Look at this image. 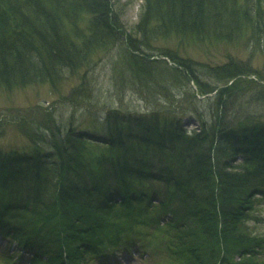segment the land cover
<instances>
[{
	"label": "trees",
	"instance_id": "1",
	"mask_svg": "<svg viewBox=\"0 0 264 264\" xmlns=\"http://www.w3.org/2000/svg\"><path fill=\"white\" fill-rule=\"evenodd\" d=\"M263 3L143 0L126 32L111 0H0V90L60 92L122 38L117 85L155 105L110 107L64 132L23 129L28 147H0V239L14 248L0 264H14L12 250L31 264L108 263L153 244L168 264H264L253 224L264 222V75L168 49L158 56L174 66L158 68L144 50L170 39L260 45ZM176 94L177 107L158 102Z\"/></svg>",
	"mask_w": 264,
	"mask_h": 264
},
{
	"label": "rangeland",
	"instance_id": "2",
	"mask_svg": "<svg viewBox=\"0 0 264 264\" xmlns=\"http://www.w3.org/2000/svg\"><path fill=\"white\" fill-rule=\"evenodd\" d=\"M111 2L119 26L126 32H131L139 22L143 0H111ZM167 49L178 51L181 56H187L211 66L222 64L229 58L240 59L245 63L248 62L259 74L264 75V38L260 45L252 43L247 45H211L208 43L179 45L176 39H170L169 41H157L152 47L144 48L159 59L154 64L158 68L165 66L163 61H166L169 67L174 66L165 56H158ZM124 53V40L120 38L115 46L102 54L100 60H95L93 70L83 77L84 79L76 77L67 80L60 92L52 91L47 84L15 88L9 92L0 90V132L2 133L0 147L8 145L28 147L29 143L23 137V129L32 128L31 131L36 132L39 130V132H55V126H59L64 132L71 123L72 125L82 124L88 117L101 120L105 111L110 107H121L130 111H145L147 108L155 107L153 103L145 102L140 96L131 94L130 90L117 85V72L120 70L118 66ZM251 77L255 78V76ZM204 79L209 83L214 82L206 75ZM191 86L196 91V85L193 82ZM74 90L76 91L73 93ZM213 94L214 92L207 95L212 96ZM195 95L197 99H200L198 108L208 107L203 101L205 95L201 96L197 93ZM158 102H165L167 107H177V94L163 99V102ZM24 120L25 125L22 126ZM193 122L195 123L192 119L187 120L186 127L194 128ZM261 213L264 218V209ZM253 224L256 226V231L264 233V222L257 224L253 221ZM10 247L13 248V245ZM10 247L8 242L0 239V259L7 256ZM11 252H13L14 264H31L30 254L27 251L16 253L12 250ZM112 259L111 262L99 264H168L162 250L156 248L154 244L145 254L143 250L135 248L118 254Z\"/></svg>",
	"mask_w": 264,
	"mask_h": 264
}]
</instances>
